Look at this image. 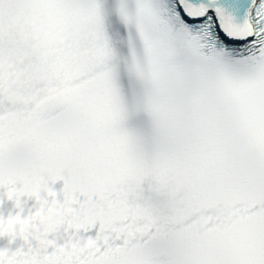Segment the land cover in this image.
Instances as JSON below:
<instances>
[{
    "label": "snow or ice",
    "instance_id": "snow-or-ice-1",
    "mask_svg": "<svg viewBox=\"0 0 264 264\" xmlns=\"http://www.w3.org/2000/svg\"><path fill=\"white\" fill-rule=\"evenodd\" d=\"M0 187V264H264V0H0Z\"/></svg>",
    "mask_w": 264,
    "mask_h": 264
},
{
    "label": "clouds",
    "instance_id": "clouds-1",
    "mask_svg": "<svg viewBox=\"0 0 264 264\" xmlns=\"http://www.w3.org/2000/svg\"><path fill=\"white\" fill-rule=\"evenodd\" d=\"M6 196H7V190H6ZM32 207L33 206L28 208L29 211L31 210ZM21 217L23 218L24 221H27L29 219V216L25 212L24 208L18 209V211H16L15 214H13L11 211L0 212V226L3 227L6 233L9 222L15 221ZM55 241H63V237L62 236L55 237L54 242ZM19 250H20L19 246L16 245L15 247H13L12 243L9 241L8 244L4 246H0V257L5 258L6 260L10 259L14 257Z\"/></svg>",
    "mask_w": 264,
    "mask_h": 264
}]
</instances>
